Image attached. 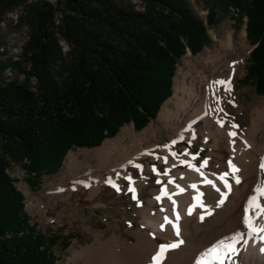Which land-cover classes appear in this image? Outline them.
Returning <instances> with one entry per match:
<instances>
[{"label":"trees","instance_id":"16d2710c","mask_svg":"<svg viewBox=\"0 0 264 264\" xmlns=\"http://www.w3.org/2000/svg\"><path fill=\"white\" fill-rule=\"evenodd\" d=\"M143 10L112 0H0L2 15L22 6L24 82L0 85V264H55L46 236L30 223L6 157L34 179L55 172L66 153L94 147L132 122L139 130L172 93L179 59L210 43L205 23L182 0H142ZM245 21L249 52L242 83L264 93V0H213ZM66 48V49H65ZM33 78V88L28 85ZM33 178L29 183L35 185Z\"/></svg>","mask_w":264,"mask_h":264},{"label":"bare ground","instance_id":"6f19581e","mask_svg":"<svg viewBox=\"0 0 264 264\" xmlns=\"http://www.w3.org/2000/svg\"><path fill=\"white\" fill-rule=\"evenodd\" d=\"M229 43L226 42L225 46L228 47ZM240 59L239 56L228 57L226 54L219 52L218 54L209 55V57H196V60L201 63H209L210 61L215 63L209 72L201 70L193 73L186 69L183 71V68H180V82L178 85H175L174 94L164 103L158 117V120L174 133L170 136L168 143L161 146L152 144L142 150L132 145L121 147L120 142L122 140L126 139L129 135L133 136L131 125H127L123 126L116 137L105 140L100 147L89 151V153L100 158V160L104 159V168L110 171V168L117 169L119 171L116 172L124 178L128 176L132 177L130 173L126 172V168L134 161H137L139 156L159 157L160 165L165 164L171 167L172 173L168 175L159 174L157 176L158 180L162 181V183H159L161 184L159 193H156V186L153 187L152 193L154 196H156L155 194H161V190L165 184H167L169 193L178 192L174 184L167 183L170 177H175L176 184H179L185 191L173 195L171 199L168 197L162 198L168 202V205L165 204V212L161 216L160 214L153 213L154 208L151 205L143 211L144 215L146 214L144 217L147 227L157 224V226H153L152 230H150L155 233V237L139 233L137 241L132 243L128 238L122 236V232L114 234L109 239L96 241V243L83 248L79 253L83 264H152V261L149 262V260L155 248H157L155 247L156 237L161 238L165 244L176 243L180 240V237L176 233H173L175 232L173 226L165 223V217H168L179 225L180 232H184L185 234V244L187 243V245L170 250L163 264H184L186 263L185 261L189 263L191 256L197 249L207 243L214 242L220 236L231 231L235 233L237 231L244 232L245 236L243 240L247 241V246L261 242V240L255 237H249L247 229L242 223L243 210L248 193L251 192V188L258 181L264 180V171H261L259 167L262 158H264V154H261V147L264 142V123L259 124V120L257 121L255 117L244 131L232 127V125H238L235 120V112L240 110L237 101L234 99V76L239 67ZM189 64L190 61L186 59L185 65ZM217 80H231V91L225 90L226 85H216L214 97L209 85L211 82ZM216 97H219V103L217 104L216 101V105H214L212 104V98L216 99ZM220 108L223 109L222 112L218 110ZM218 120L224 122V127H221L217 123ZM192 121H199L200 124L195 126ZM190 124L191 128H189ZM230 131L236 132L237 135L230 137L228 135ZM148 132H150V128L145 129L139 136L142 139H146ZM193 132L195 133V139L192 138ZM181 135L184 137L183 140H190L191 142L196 140V136L198 135L202 144L209 147V154L213 158L215 157L216 160L221 158L222 153L218 150L223 148V146L228 148L232 153L231 155L234 156L233 160L237 168L240 169L236 175L242 181L240 184H236L234 179L230 180L228 177L226 178L232 185V191L229 193L228 199L221 206H216L221 198L220 194L211 185L202 183L204 177H207L213 180L222 192L226 191L223 182L219 179V176L223 173L208 169L209 161L212 158L208 161L207 167L201 169L204 176H201L200 172L193 168L186 167L183 170L177 168L181 160L190 161L196 167L200 165V163L195 162L190 153L187 152V154L181 155L185 153L186 149L184 147L178 146V143L171 144L172 141H177ZM233 140L235 144L231 143ZM165 145H170L171 152L177 153V156L173 157L169 149L164 147ZM140 147L142 146L140 145ZM115 149L120 152H118L117 157L113 156ZM179 151L180 154L178 153ZM164 157L168 158L167 163H164ZM130 161L132 163H129ZM173 165L176 166L173 167ZM112 173L104 175L105 173L103 174L98 167L94 168L90 164H85L77 156V153L72 151L66 157L63 176L49 184V187L45 188V190H48L44 194L46 192L52 193L54 196L63 199L74 197L75 201L79 192H83L87 196H93L100 190L101 186L110 184L107 183L109 179L119 184V177ZM181 176H183V179L180 178ZM193 184L197 185V188L190 187ZM131 186L139 192L142 187L146 186V180L138 182L134 180ZM199 193L204 194L201 199L206 207H200L198 201L195 199ZM173 200L176 202L175 206L172 203ZM261 203L264 204V197L261 198ZM193 205H196V207H193ZM190 209L192 210L191 215L188 214ZM207 210H211V215L205 214ZM177 214L179 215L178 221L176 219ZM252 214L254 215V213ZM201 215H204L203 220L200 219ZM150 218H156L159 221L163 220L164 229L161 230V224L153 222ZM255 224L257 227H264V215L257 218ZM259 235L264 236V232L259 233ZM190 238L191 240L188 243ZM244 241L241 244H237L238 248L244 246ZM260 245L264 247V243L261 242ZM252 249L253 247L250 248V252ZM73 255L77 259V252ZM242 256L244 259H234L235 264H264V252L259 253V250H257L255 255L248 254L244 250ZM255 257L256 259L249 260ZM169 260L172 263H168Z\"/></svg>","mask_w":264,"mask_h":264},{"label":"rangeland","instance_id":"374dc122","mask_svg":"<svg viewBox=\"0 0 264 264\" xmlns=\"http://www.w3.org/2000/svg\"><path fill=\"white\" fill-rule=\"evenodd\" d=\"M47 1L53 4L56 3V0ZM112 1L122 6L132 5L137 10H143L144 4L142 0ZM182 1L191 9V11L196 16L201 18L205 23L207 33L210 38V43L196 53H191L190 50H187L185 54L181 56L179 62L177 63L175 75L173 77L171 95L166 100H164L156 117L154 119H151L141 129H135L132 122L123 125H131L133 136L131 137L129 135L126 137V139L122 140L120 142L121 147H129L130 145H132L133 147L138 149L141 148L142 150L152 144L161 146L165 143H168L170 140V136L174 133L173 131H171V129L169 130L168 128H166L158 120V117L164 103H166L174 94L175 85H178L180 82V68H183V71L186 69L193 73L201 70L209 72L215 63H212V61H210L209 63H201L196 60V57H209V55L218 54L219 52L226 54L228 57L236 55L241 58L239 67L237 68L236 74L234 76V99L237 101L239 105L238 108L240 109L239 111L235 112V120L238 123L239 130L244 131L245 128L249 127L251 121L255 117L257 121L259 120V124L264 123V93H257L251 83H242L241 81L246 72L245 67L248 63L249 52L253 47L246 37V18L243 17L242 23L238 24L235 20V17L238 14L236 9H234L233 7L224 9L218 6H214L216 22L210 25L207 19L210 10L213 8V0ZM22 13V6H18L2 15V17L0 18V85L3 84L2 82L6 81H15L19 84H22L24 82L23 72L19 71L16 63H12V61L15 62L17 60L21 63L20 68L24 67V61L21 59L23 57L22 47L27 38L28 28L24 25L18 27L15 21L17 17ZM226 42H230L228 47L225 46ZM186 59L190 61L189 65H185ZM34 83L35 80L31 78L28 85L31 86L32 89H34ZM212 104L216 105L215 98H212ZM197 124H200L199 121L194 123L195 126ZM123 126L119 128V130L113 137L105 138L98 146L76 147L69 150L66 153L60 167L55 172L50 174H43L39 179H34V173H30L26 169V165L28 164V160L26 158L20 160L19 162L10 160V157H6L5 159V164L7 165V167H5L7 168L5 169V172L10 176V178H12L16 188L23 194L25 210L28 213L31 222L36 224V227L46 236H51L52 234L58 236L57 243L52 247V252L55 256V264H83V260L79 255L80 251L83 248L88 247L92 243H96V241L109 239L117 233L122 232V236L128 238L132 243H135L137 241V236H139V233L147 234L152 237L156 236L155 233L150 230H152L153 226H157V224H153L147 227L144 217L146 214L144 215L143 211L145 210V208L147 209L151 205L154 208L153 213L160 214L161 216V214L165 212L164 206L165 204L168 205V202H166L165 199L157 201L155 197L158 194H155L156 196H154V194L152 193V189H154L153 187L156 186V193H159L161 187V184L157 183V176L159 175H157V173L153 171V166H155L161 174H163V172L167 169H170L171 171L169 173H172V168L166 166L165 164L160 165L159 157L151 158L150 156H139V159L137 161H134L132 164H130V166L128 165L126 168V172L132 175L131 178L133 181L135 180L136 182H138L140 180H146V186L142 187L139 192H135L137 199L134 200L132 198L133 193L128 191V187L133 181L130 182L129 180L125 179L118 172H116L119 171L117 169L113 168V170L112 168H110V171L109 169L104 168V159L100 160V158L95 157L92 153H89L90 150L100 147L105 140L116 137ZM147 128H150V132L146 134V139H142V137L139 135H141V133ZM177 141L178 146L184 147L192 156L196 153H199V156L195 158L196 163H201L204 158H209V160L212 158L210 161L208 160L209 170L221 173L229 172L230 168L228 161L231 157L232 163L235 164L233 160L234 156L231 155L232 153L228 150V148L224 146L223 148H220L218 150L220 153H222L221 158H219L221 160L218 159V161L215 157L213 158V156L209 154V147L202 144V142L199 140L198 135L196 136V140L192 141L191 143L186 140L180 139H178ZM140 145L142 147H140ZM261 150V154H264V142L262 144ZM72 151L76 152L77 156L81 160H83L85 164H90L94 168L98 167V169H100L103 174L105 173L104 175H109L113 171L112 174H115L120 179L119 184H117L120 190L117 191V189L113 187L112 184H105L101 186L102 189L100 188V190L93 196H87L83 192L77 193L76 201L73 199L74 197L63 199L58 196H54L52 193L46 192V194H44V192L48 190H45V188H48L49 184L55 182V180L63 176L66 157L69 152ZM118 152L119 150L115 149V151L113 152L114 155H112L114 157H117L120 153ZM178 153L180 154V151ZM135 165H142V168H137L135 167ZM186 167L188 166L181 163H179L177 166V168H180V170H183ZM29 177L33 178L35 181L37 180L35 182V185L29 183ZM228 178L230 180L233 179L232 176H229ZM254 187L255 186H253L251 188V192L248 193L246 197L247 199L250 195L253 194ZM150 219L153 222L159 224H162L163 222V220L159 221L156 218ZM234 233L235 232L233 231L228 232L220 236L214 242L212 241L210 243H207L203 247H200L193 253L189 263L185 261L186 263L184 264H193L195 258L204 249L215 243L217 240ZM179 237L180 240L184 241V243L180 244V246L185 247L187 243L185 244L186 239L184 232H180ZM155 240V247L157 248H155V251L152 253L149 262L152 261L153 255L158 251L159 245L163 243L162 239L159 237H156ZM190 240L191 238L189 239L188 243L190 242ZM242 241L244 240H241L238 244H241ZM261 242L264 243V241ZM261 242H259V244L253 243L249 246H247L248 243H243L244 246H241L240 248H238V246L236 245V247L239 249V254L234 257V259H244V257L242 256L244 250H246L248 254L252 255H255L257 253V250H259V253H263L260 251L261 248H264L260 245ZM251 247H253V249L250 252ZM75 252H77V259L73 255ZM169 252L170 250L166 253L165 259ZM182 259L185 260L186 258ZM253 259H256V257L249 260ZM170 260L172 261V259ZM170 260L168 261V263L174 262H170Z\"/></svg>","mask_w":264,"mask_h":264},{"label":"snow or ice","instance_id":"6c2138e0","mask_svg":"<svg viewBox=\"0 0 264 264\" xmlns=\"http://www.w3.org/2000/svg\"><path fill=\"white\" fill-rule=\"evenodd\" d=\"M216 85H226L225 90L231 91V80H217L210 83L209 87L212 89V94L215 97V86ZM217 104L219 103V97H216ZM219 111H223L222 108L218 109ZM207 115V113H205ZM192 123H196V121H192ZM217 123L220 124L221 127H224V122L222 120H218ZM233 128H238V125H232ZM189 128H191V124L189 125ZM230 137H235L237 135L236 132L230 131L228 133ZM192 138L195 139V133L193 132ZM180 140H183L184 137L181 135L179 137ZM178 141L174 140L171 142L172 145L176 144ZM191 143V141H188ZM207 142V140H205ZM231 143L235 144V141H231ZM246 143V142H245ZM164 147L168 148L171 152V146L165 145ZM187 154V150H185V153H182L181 155ZM171 155L173 157L177 156V153L171 152ZM197 156H199V153H196L193 155V159H195ZM165 163H167V157L163 158ZM209 158H204L199 167H196L195 165L191 164L190 161L181 160L180 163L183 165H187L189 168H193L194 170L200 172L201 176H204V173L201 172L202 168L207 167ZM129 163H132L131 161ZM230 171L224 172L219 176V179L223 182V186L226 189V191H221L219 187L216 186V183L213 180L208 179L207 177H204L202 180V183L211 185L216 192L220 194V199L217 203V207L221 206L224 201L227 199L228 194L232 191V185L228 182L226 179L229 176H232L236 184L241 183V179L236 173L240 171L239 168L236 167L235 164L232 163V160L230 159L228 161ZM176 165H173L175 167ZM137 168H142V165H135ZM260 170L264 171V158H262L261 163L259 165ZM153 171L157 173V175L161 174L159 170L156 169L155 166H153ZM170 172V169H167L163 172V175H168ZM183 179V176L180 177ZM125 179L132 182V178L130 176L125 177ZM107 183L112 184L113 187L119 191V186L111 179L107 181ZM157 183H162V181L157 180ZM168 184H174L176 188L178 189L177 193H169L167 190V184L164 185V187L161 190V194L156 196L155 199L157 201H161L163 197H168L171 199L173 195H177L180 193H183L185 191L184 188H182L179 184H176V178L170 177V179L167 182ZM192 188H197V185L193 184L190 185ZM128 191L133 193V199L136 200L137 196L135 195V188L130 186L128 188ZM203 193H199L195 199L198 201L200 207H206L203 204V201L201 197L203 196ZM264 197V180L258 181L253 189V194L250 195L245 202L244 210H243V217H242V223L247 229V235L249 237H255L261 241H264V236L259 235V233L264 232V227H257L255 224V220L259 218L261 215H264V204L261 203V198ZM173 205L175 206V200L172 201ZM193 207H196V205H193ZM163 211V209H162ZM254 213V215L252 214ZM189 215L192 214V210L190 209L188 212ZM206 215H211V210H207ZM177 221L179 220V215L177 214L176 217ZM200 219H204V215L200 216ZM166 224H171L173 228L175 229L176 235H180V228L177 223H174L172 220H170L168 217L164 218ZM164 229V224H161V230ZM154 235V234H153ZM245 233L237 231L236 233L223 237L222 239L217 240L215 243L211 244L209 247L204 249L196 258L194 261V264H235L234 257H236L239 254V249L236 247V245L244 239ZM184 241L180 240L176 243H162L158 247V251L153 255L152 257V264H163V261L165 259V255L169 250L178 248L180 244H183ZM244 243L246 244L247 241L245 240ZM261 252H264V248L260 249Z\"/></svg>","mask_w":264,"mask_h":264},{"label":"water","instance_id":"95a60500","mask_svg":"<svg viewBox=\"0 0 264 264\" xmlns=\"http://www.w3.org/2000/svg\"><path fill=\"white\" fill-rule=\"evenodd\" d=\"M255 47V46H254Z\"/></svg>","mask_w":264,"mask_h":264}]
</instances>
